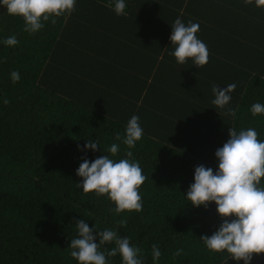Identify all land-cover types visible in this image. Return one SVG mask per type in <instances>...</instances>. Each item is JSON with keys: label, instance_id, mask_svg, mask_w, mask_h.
Instances as JSON below:
<instances>
[{"label": "trees", "instance_id": "obj_1", "mask_svg": "<svg viewBox=\"0 0 264 264\" xmlns=\"http://www.w3.org/2000/svg\"><path fill=\"white\" fill-rule=\"evenodd\" d=\"M125 3L126 15H117L115 0H76L75 11L36 33L0 4V264H79L69 245L80 219L96 227L94 235L112 229L128 237L143 264H244L200 239L222 223L215 202L197 207L185 196L196 166L218 169L215 151L230 128L255 129L264 141V114L250 111L264 104V7L255 0ZM177 18L200 25L196 35L209 50L203 67L191 59L178 64L170 54ZM12 35L19 43L4 44ZM232 83L227 107L235 117L212 104V86ZM133 115L143 136L129 149L123 137ZM89 139L99 141L96 151L84 149ZM128 151L147 177L139 190L143 209L115 214L107 195L78 187L76 170L84 158L119 161ZM153 244L162 253L157 262ZM177 249L183 251L174 256ZM250 264H264V253Z\"/></svg>", "mask_w": 264, "mask_h": 264}, {"label": "clouds", "instance_id": "obj_2", "mask_svg": "<svg viewBox=\"0 0 264 264\" xmlns=\"http://www.w3.org/2000/svg\"><path fill=\"white\" fill-rule=\"evenodd\" d=\"M245 4L253 0H244ZM6 6L7 13L20 16L25 22L24 31L36 33L44 28L47 21L56 23V18L75 11L76 0H0ZM257 7H264V0H255ZM125 0H115L113 10L117 15H126ZM172 26L171 44L175 45L174 55L178 64H184L191 59L197 67L208 63L209 50L207 45L197 37L200 29L198 23L189 21L185 24L177 18ZM4 44L16 46L19 41L15 35L7 37ZM13 83L18 82V71L11 72ZM235 83L228 84L220 89L213 85L215 99L212 104L225 110L226 115L235 117V109L227 107L231 101V93L236 89ZM4 104L9 103L4 99ZM253 116L264 114V104L254 103L250 109ZM143 136L139 117L133 115L126 126L123 143L134 148L136 142ZM116 140H121L120 133ZM84 149L96 151L99 141L91 139L83 146ZM119 145L111 144L108 152L115 156L119 152ZM218 158V169L199 165L195 167L194 183L189 186L186 199L193 206H208L210 202L217 205L216 211L222 219L218 230L211 236L203 235L200 239L207 249L212 252L227 251L236 261L250 264L253 254L264 253V141L258 139L255 129H229V138L222 147L215 151ZM133 153L128 151L126 158L116 161L109 155H102L93 161L87 158L76 170L82 177V187L85 193L95 192L98 196L107 195L114 202L115 208L110 212H122L143 209L140 187L147 177L138 161L132 159ZM234 217V218H233ZM120 226L126 220L119 221ZM77 236L70 241V255L79 264H109L108 258L119 254L121 264H143L141 249L130 244L128 237L121 238L118 232L112 229L100 230L94 235V228H90L84 220L75 223ZM97 236L99 243H96ZM115 242L116 247L110 250L104 248L106 244ZM103 249V250H102ZM183 249H177L174 256L181 255ZM162 253L156 244L152 245V259L159 261Z\"/></svg>", "mask_w": 264, "mask_h": 264}]
</instances>
